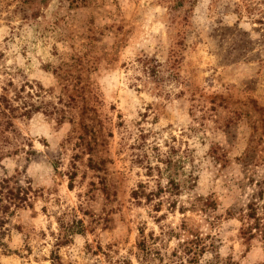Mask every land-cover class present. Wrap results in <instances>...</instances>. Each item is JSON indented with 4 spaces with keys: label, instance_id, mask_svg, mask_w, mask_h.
<instances>
[{
    "label": "rangeland",
    "instance_id": "rangeland-1",
    "mask_svg": "<svg viewBox=\"0 0 264 264\" xmlns=\"http://www.w3.org/2000/svg\"><path fill=\"white\" fill-rule=\"evenodd\" d=\"M2 93L31 114L0 122V189L28 196L0 206V264H141L163 230L142 264H264L239 217L264 188V0H0ZM141 135L184 157V213L133 199Z\"/></svg>",
    "mask_w": 264,
    "mask_h": 264
},
{
    "label": "trees",
    "instance_id": "trees-1",
    "mask_svg": "<svg viewBox=\"0 0 264 264\" xmlns=\"http://www.w3.org/2000/svg\"><path fill=\"white\" fill-rule=\"evenodd\" d=\"M4 91L6 87H2ZM16 97L10 98L6 94H0V122L2 121L5 129L13 130L15 128L14 119L18 117L30 116L31 110L25 109L23 112H17L22 109L25 105H17L15 103ZM167 150H163L162 145L149 144L146 141V135H141L140 140L134 143L136 151L133 153L132 163L135 166L143 170L142 175L146 179L140 180L133 190L132 197L138 203L145 201L146 204L155 202L153 205V211L160 212L163 203L167 204V210L174 211L177 209L181 213L186 211V206L182 201L179 203L178 196L183 191L182 178L186 174L184 157H175V151L169 145H166ZM187 178V179H186ZM191 175L184 177V183L192 181ZM4 182L8 183L9 179H5ZM7 190L4 191L5 186L3 185L0 189V206L2 202L6 200L9 204L5 205L6 209H9L12 205L18 207L23 202L28 200L27 191H23V195H20L21 188H10L6 186ZM165 193L166 197L162 196ZM5 197H4V196ZM10 213H13L12 211ZM165 214L159 215L157 219H161ZM239 217L243 222L241 228V234L245 239H260L264 244V188L262 183H259V189L251 194V197L247 200L244 206L239 208ZM1 222V218H0ZM76 232H81V229ZM141 235L144 232L141 230ZM172 231H161L159 235H152V241H149L146 236L142 235V238L137 244L139 250V258L141 264L144 260H154L156 255L161 254V248L155 245L156 240L164 239ZM171 235V234H170ZM65 242V241H64ZM59 257L57 254L53 255V263ZM150 264V263H149Z\"/></svg>",
    "mask_w": 264,
    "mask_h": 264
}]
</instances>
